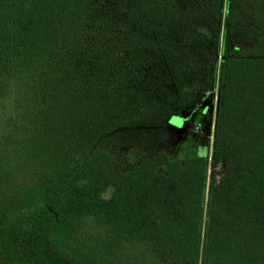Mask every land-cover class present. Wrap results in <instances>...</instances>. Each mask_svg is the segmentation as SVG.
Segmentation results:
<instances>
[{"label":"trees","instance_id":"trees-1","mask_svg":"<svg viewBox=\"0 0 264 264\" xmlns=\"http://www.w3.org/2000/svg\"><path fill=\"white\" fill-rule=\"evenodd\" d=\"M186 262L264 264V0H0V264Z\"/></svg>","mask_w":264,"mask_h":264},{"label":"rangeland","instance_id":"rangeland-1","mask_svg":"<svg viewBox=\"0 0 264 264\" xmlns=\"http://www.w3.org/2000/svg\"><path fill=\"white\" fill-rule=\"evenodd\" d=\"M215 102V97L207 98L203 106L196 110L191 119L187 117L186 110L179 115L171 116L169 124L173 131V137L165 149L170 159L204 156L207 155L208 151L210 155L213 140ZM204 107L205 111L202 110ZM208 158L209 172H217L218 167L211 160V156H208Z\"/></svg>","mask_w":264,"mask_h":264},{"label":"flooded vegetation","instance_id":"flooded-vegetation-1","mask_svg":"<svg viewBox=\"0 0 264 264\" xmlns=\"http://www.w3.org/2000/svg\"><path fill=\"white\" fill-rule=\"evenodd\" d=\"M205 101V100H204ZM204 101H203V103H199V104H193V105H191L190 107H188L187 109H186V112H187V117H189V119H191L192 118V116L196 113V110L197 109H199L201 106H203V104H204ZM202 110L203 111H205V107L204 108H202ZM201 110V111H202ZM181 113V112H180ZM186 117V118H187ZM212 142H213V140H212ZM212 144V143H211ZM200 146V145H199ZM198 147V146H197ZM211 148H212V145H211ZM210 148V149H211ZM207 155L208 156H211V150H210V155H209V151H208V153H207Z\"/></svg>","mask_w":264,"mask_h":264},{"label":"water","instance_id":"water-1","mask_svg":"<svg viewBox=\"0 0 264 264\" xmlns=\"http://www.w3.org/2000/svg\"><path fill=\"white\" fill-rule=\"evenodd\" d=\"M173 116V115H172ZM175 117H177V116H175ZM178 118H180L179 116H178ZM185 264H191V263H189V262H186Z\"/></svg>","mask_w":264,"mask_h":264}]
</instances>
